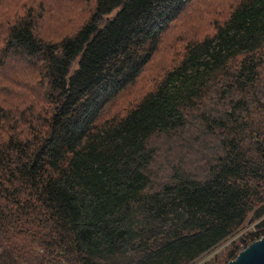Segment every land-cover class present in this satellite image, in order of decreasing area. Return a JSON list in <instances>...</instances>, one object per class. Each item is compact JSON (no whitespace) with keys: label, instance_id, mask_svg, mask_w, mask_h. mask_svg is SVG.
Instances as JSON below:
<instances>
[{"label":"trees","instance_id":"obj_1","mask_svg":"<svg viewBox=\"0 0 264 264\" xmlns=\"http://www.w3.org/2000/svg\"><path fill=\"white\" fill-rule=\"evenodd\" d=\"M211 1L1 14L0 264H226L264 234V0L203 33Z\"/></svg>","mask_w":264,"mask_h":264},{"label":"rangeland","instance_id":"obj_2","mask_svg":"<svg viewBox=\"0 0 264 264\" xmlns=\"http://www.w3.org/2000/svg\"><path fill=\"white\" fill-rule=\"evenodd\" d=\"M24 0H8V1H4V2H0V16L2 13H16V14H21L22 11L19 7H15L18 3L22 2ZM29 1V0H28ZM50 3L45 5L43 7L44 11L52 8L54 11H59L58 13H62L68 10H74L77 9L79 7V5L81 4V2H83L84 0H72L73 2L70 3L66 8L61 9L57 7V2H62V1H69V0H61V1H56V0H48ZM87 1H91V0H87ZM238 0H212L210 4L207 5H202L203 7V13L202 16H204V20H205V27H204V32L207 31H211L212 28V20L216 19V20H221L222 18L225 17V15L229 12L230 7H233L234 4L237 2ZM110 17V16H103L102 18H98L96 20V24L98 26H103L106 19ZM75 64L76 61L71 64L70 69H69V74H71L72 70L75 68ZM7 74V73H5ZM9 76V74H7V77ZM141 86L140 83H137L135 87H132V92H134L137 88H139ZM121 101H119V99L113 100L111 101L106 107H105V111L101 114L100 119H103L105 117H107L109 114H112L113 110H115L117 107H119L121 105ZM127 104L124 103L123 106ZM123 109V107H122ZM101 120H98L97 123H99ZM253 226V222H250V218L247 219L245 221V223L243 224L242 228L240 230H238V233L236 234V236L242 235L245 232H248ZM236 236H234L233 238L229 239L228 241H226L224 244L221 245L224 246L225 244L229 243L231 240H233ZM198 263V262H197Z\"/></svg>","mask_w":264,"mask_h":264},{"label":"water","instance_id":"obj_3","mask_svg":"<svg viewBox=\"0 0 264 264\" xmlns=\"http://www.w3.org/2000/svg\"><path fill=\"white\" fill-rule=\"evenodd\" d=\"M226 264H264V234L240 249Z\"/></svg>","mask_w":264,"mask_h":264},{"label":"built area","instance_id":"obj_4","mask_svg":"<svg viewBox=\"0 0 264 264\" xmlns=\"http://www.w3.org/2000/svg\"><path fill=\"white\" fill-rule=\"evenodd\" d=\"M249 231L250 232H254L255 231V229L253 228V226H252V228ZM255 240H256V238H255ZM247 244H248L247 241H245L243 244H240V249H243Z\"/></svg>","mask_w":264,"mask_h":264}]
</instances>
